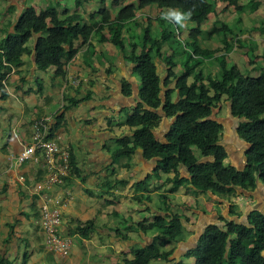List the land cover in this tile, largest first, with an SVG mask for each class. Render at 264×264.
Instances as JSON below:
<instances>
[{
	"label": "trees",
	"instance_id": "trees-1",
	"mask_svg": "<svg viewBox=\"0 0 264 264\" xmlns=\"http://www.w3.org/2000/svg\"><path fill=\"white\" fill-rule=\"evenodd\" d=\"M106 1L98 0V9L87 14V19L77 13L70 14L66 8L61 10L53 6L37 12L25 3L17 15L16 8L8 9V16H13V19L8 21L11 31L0 38V92L4 91L6 81L3 83V80H7V74L19 73L26 55L32 56L36 70L49 74L52 79H64L66 64L82 48L87 49L82 55L85 67L91 73L97 72L94 61L102 65L103 53L98 52L96 44L106 43L111 51L121 54L123 60L130 63L131 75L138 79L135 86L138 102L123 120V125L132 129L131 135L115 138V147L110 152L114 162L140 150L145 160L157 159L153 176L170 174L176 189L185 185L225 200H230L236 189L254 191L258 182L264 190V67L259 68L256 64L259 57L253 56V35H257L262 38L259 43L264 57V23L255 15L261 0H253L250 6L251 15L256 16L250 20L253 30L241 28L245 0H223L237 15L230 28L216 13L220 0H137L126 5L122 4L125 0H109L108 5ZM74 3L80 6L83 0H74ZM56 4L58 6L59 3ZM150 8L177 9L185 13L191 10L192 15L186 22L194 26L183 44L178 40L179 27L167 20L158 21L160 29L154 33L149 23L143 30L144 34L139 36L135 28L138 26L135 13ZM212 13L217 19L209 31L202 32L201 25ZM245 33L250 35L249 46L241 44L239 39ZM138 36L142 46L139 51L133 42ZM212 40L218 42L214 48L209 46ZM32 41V50L28 51L26 46ZM126 42H129L128 50ZM175 43L188 56L185 62H180L182 69L179 72L175 70L177 65L174 61L178 49H172ZM163 46L170 50V55L162 51ZM235 47L247 49L245 55L249 59L246 67L243 66L244 72L235 65L228 66L227 55ZM212 60L217 63L218 77L204 73L200 68L204 62ZM113 69L109 67L107 73L112 74ZM119 83L122 95L130 96L132 84L125 79ZM90 94L67 99L68 105L64 110H71L90 99ZM223 105L227 107L230 118L237 121L235 133L238 139L247 146L245 165L241 170L226 163L227 153L219 144L223 125L217 121L214 111L220 113ZM164 119L169 120L170 125L164 141H159L155 131ZM55 129L50 128L49 138L53 137ZM180 166L186 168L187 177L179 176ZM135 188L142 194L134 196L133 200L149 202L152 191L144 183ZM160 198L166 208L160 207L163 215L135 223L125 219V229L115 230L122 243L131 241V232L153 233L151 243L143 246L135 243L128 248L131 256L123 255L120 264L169 262L174 248L165 250V247L185 242L182 235L188 218L172 210V206H166L168 200L165 195H160ZM228 203L230 215L240 216L236 204ZM186 205L184 208H189ZM220 220L224 223L222 226L215 223L204 226L196 243L173 259L171 264H264V212L248 213L246 224L237 220ZM92 226L81 225L79 234L88 238ZM0 264L10 263L0 260Z\"/></svg>",
	"mask_w": 264,
	"mask_h": 264
},
{
	"label": "crops",
	"instance_id": "crops-1",
	"mask_svg": "<svg viewBox=\"0 0 264 264\" xmlns=\"http://www.w3.org/2000/svg\"><path fill=\"white\" fill-rule=\"evenodd\" d=\"M27 1L31 0H0V38L11 31L8 21L12 20L13 16H8V9L16 8L17 15ZM35 1L41 4L40 9L44 8L46 0H32L36 10ZM66 1L69 2V0ZM136 1L132 0V2ZM90 2V0H83L80 6H75L74 3V10L69 9V4L64 8L70 14L77 13L83 17V11L86 12L85 6ZM252 2L253 0H245V9L241 15L242 30H253L250 20L255 19L256 16L264 23V0L259 1L256 16L250 13ZM88 9L94 12L97 8ZM139 11L149 14L141 15L145 17L147 25L151 23L152 18L157 22L163 20L161 17L165 12V10H152V8ZM211 15L214 17L210 28L217 19L214 13L209 16ZM84 18L87 19V14ZM227 25L231 27V24ZM188 26L189 29L193 27L189 23ZM209 29L201 27L202 32H207ZM187 34L188 32L184 33L185 36ZM253 36V40H257L258 43L262 39L257 35ZM239 39L244 46L250 45L248 33L243 34ZM96 47L98 52L103 53L102 65H97L94 59L97 72L91 73L85 67L82 56L87 52L85 48H82L66 64L64 79H52L49 74L36 70L32 56H28V59L24 57L19 73L13 71L8 76L4 91L0 92V260L10 264H120L123 255L130 257L128 255L130 245L136 243L143 246L151 243L153 235L131 232L129 243L120 242L115 234L117 228L121 229L120 217L135 223L139 221L137 212L142 216L140 219H147V216L152 219L163 215L160 207L166 208L162 205L160 189L164 188L165 194H168L169 189L170 194L173 195L182 193V187L176 189L173 186L172 175L160 173L159 176H153L157 159L145 160L140 150L117 162L112 160L110 152L115 147V144L112 146V141L118 137L131 135L132 129L124 125L117 126L120 123L117 115L121 114L123 107L133 109L138 102L135 89L138 83H136L137 79L131 75L130 63L124 61L121 54L111 51V47H107L106 43L99 46L96 44ZM260 47L263 50L262 45ZM107 50H110L109 53ZM232 51V54L230 52L227 55V63L233 55L241 59L247 49L235 47ZM106 54L111 58H106ZM261 55V53L258 54V56ZM262 65L264 66V63ZM109 67L114 68L112 74L107 73ZM126 71L129 77L125 75ZM80 72L84 77L79 76ZM68 76L79 78L81 81L79 87L69 86ZM121 79L132 84V93L128 97L122 95L119 83ZM109 83L115 84L114 91L110 89ZM88 93H91L90 99L71 110H64L68 105L67 99L82 98ZM59 117L61 119L58 120ZM42 118L51 119V127H56L53 138L58 144L68 148L71 160L70 176L65 179L62 186H55L47 192L36 189L44 177L42 168L30 162L17 165L10 160L11 155L16 156L25 145L30 143L31 124ZM109 119L110 123H108ZM169 125L170 121L164 119L155 131L159 141H164ZM236 127L237 123L228 131L223 126V136L219 144L227 153L226 163L241 170L245 165L244 153L247 146L238 139L235 133ZM76 137L79 139L75 140ZM128 164L130 168L127 167ZM178 174L181 178L187 177L186 168L180 166ZM148 176H150L149 179ZM142 183L152 191L149 202L144 199L133 200L134 196L142 194L141 191L135 190V187ZM260 185L261 183H256V188L252 192L237 190L239 193L249 194L254 201H258V196L264 201V190ZM154 188L155 192H153ZM65 191L71 192L72 200L62 209L60 232L62 236L71 239L72 245L67 257L58 258L48 252L43 244V236L38 225V210L44 194L61 197ZM165 196L169 205L175 203L174 197ZM216 199L218 204L222 201L223 204L230 206L227 200L218 197ZM251 208L253 209L249 210L250 212L257 210L256 206L254 209V204ZM198 215L201 216V214ZM89 224H93L90 236L84 238L79 234L78 228ZM197 238L193 239V244L196 243Z\"/></svg>",
	"mask_w": 264,
	"mask_h": 264
},
{
	"label": "rangeland",
	"instance_id": "rangeland-1",
	"mask_svg": "<svg viewBox=\"0 0 264 264\" xmlns=\"http://www.w3.org/2000/svg\"><path fill=\"white\" fill-rule=\"evenodd\" d=\"M5 1H8V0H5ZM31 1H27V6L34 7V5L32 4ZM72 1L73 0H71V1L69 0V2L66 0H60V1H55V0H49L48 1V0H46L44 8L46 6H53V7H57V9L62 10V9H64L65 5L69 4V7H70L69 9L74 10V8H75L74 2H72ZM90 1L91 2L85 6L86 12L83 11L84 16H86V14H89L91 12V11H89L88 8H92V7L95 9L97 8L98 0H95V1L90 0ZM221 1L222 0H220L218 3L219 4L218 8L216 7V9H217L216 12H219V14L222 16V18L224 19L226 24H231V26H232V25H234V21H235L237 15L235 14L233 8L227 7L226 3H223V1L222 2ZM54 2H56V3L58 2L59 3L58 6ZM130 2H132V0H125L122 2V4L124 5V3H125V5H126ZM108 3H109V0L106 1V4H108ZM34 4L36 6V10L39 11V9L41 8V4L37 1H35ZM152 10H156V9L152 8ZM165 12H166V10H165ZM143 14H145L146 16L149 15L146 12L144 13V11H138L135 13V21L138 23V26L135 28H136V31L139 32V36L144 34L143 30L147 25V22L145 21V17L141 16ZM213 17H214L213 15L209 16L207 19V22L203 23L201 25V27L209 29L211 26ZM186 23L188 24V21L184 22V26H180L177 24V26L180 29V37H179L180 39H178V40L182 44L186 38L184 33L188 32L191 28H193V27H191L189 29V26L187 27ZM191 24L192 23H189V25H191ZM151 26H152V29H151L152 33H154L153 31L158 32L160 29L158 22L156 21V19H153V18L151 21ZM192 26H194V25L192 24ZM187 29H188V31H187ZM139 36H138V38L134 37V41H133L134 44L137 45L138 51L142 47L141 43H140L141 39ZM217 43H218L217 40H212L211 42H209V46L211 48H214L217 45ZM32 44H33V41L27 44L26 47H27L28 51L32 50ZM76 44H78V43H76ZM128 44H129V42L125 43L126 50L129 49ZM254 44H255V49L253 50V56L259 57V59L258 58L256 59V61H257L256 64L258 65L259 68L264 67L262 65L264 63L263 50H261L260 43H258L257 40L256 41L254 40ZM172 49H173V51H177L176 49H178V53L176 52V55H174V61L177 65L175 70L179 72L182 69L180 66V62L181 61L185 62V60L188 56H187L186 52L181 47H179L176 43L172 45ZM162 51L165 53L168 52V54L170 55V50H168L166 46L162 47ZM232 52L233 51H231L230 54H232ZM260 53L262 55L258 56V54H260ZM25 58L28 59L29 57L26 55ZM106 58L110 59L111 57H110V55L106 54ZM247 59H249V58L245 54L243 55V57L241 59H239L238 56L233 55L231 58L228 59V66H233L236 64L237 67L240 68L242 72H244L243 66L246 67ZM119 60L121 61V59H119ZM115 64H116V60H115ZM200 68L202 69V71H204V73H209V74H212L213 76L217 75L216 77H218V66H217L216 61L212 60L211 62H208L206 64L204 62L200 66ZM125 73H126L125 75H127V77H129V75L127 74L128 72L126 71ZM79 76L84 77L83 73H81ZM136 83H138V79H137ZM109 84H110L109 85L110 89L112 91H114L115 90V86H114L115 84H112V83H109ZM131 111H132V107H130V108L123 107L121 114L117 115V119H119V121H120V123H118L117 126L122 127V125L124 123L123 120L125 119L126 115L131 113ZM214 114L217 115V121L219 123H221L224 126V129H227L228 131L230 130L231 126H234L235 123H237L236 121H234V119L230 118V116L227 114V107L226 106H224L223 110L220 113H218V111L215 110ZM77 125H79V124H77ZM77 139H79V138L76 137L75 140H77ZM114 142H115V140L112 141V146H114ZM109 146H111V145H109ZM112 149H114V148H112ZM182 188H183V189H181L182 193H179V194L176 193L175 195L170 194L171 193L170 189L168 190L169 191L168 194L167 193L165 194L164 188H161L159 193L161 195H167L171 198L174 197L173 201L175 203L171 204L172 207L174 206V209H172V208L171 209L175 210L177 213L185 214L186 217L188 218V221L186 223H184L185 231H184V235H182V237L184 236L186 242H180L179 244L174 243V245H170V246L165 247V250H171L172 248H174V252L170 256L169 262L153 261V262H151V264H171L173 259L178 258L186 249L193 246V241H194L193 239H195L196 237H199L203 227L206 224H209V223L214 224L215 223V224H218L219 226H222L224 223L220 220V218H223L226 221L237 220V222H239V223H245L246 224V215L251 211V209H253V208H251L252 204H254V209H255L256 203L254 202V199L252 197L250 198L249 194L239 193L237 189H236L235 193H233L234 195H231L230 200H227V199L226 200L230 203L233 202L236 204L237 212L240 216H231L229 211H228L230 206L223 204L222 201L219 202V204H218L215 201V199H216L215 196H210L209 194L197 192L195 190H192L189 186H185V185H183ZM188 191H191V192H188ZM257 198H258L259 202H258V204H256V206H257L256 208H257V210L264 212V204H263L264 201H263L262 197L258 196ZM159 202H161V200ZM167 203H168V206L171 207V205H169L170 203L169 202H167ZM184 204H187L185 207H189L190 209L184 208ZM226 206H228V207H226ZM212 213H215V214L211 215ZM137 214H138L139 221H142L143 218L140 219V217H142L141 214L139 212H137ZM198 214H201V216H199ZM146 218L149 219L150 217L147 216ZM126 220H130V219H126ZM120 221L122 223L120 230H124L125 227L127 226V224H126L125 220L122 219V217H120ZM139 221H137V222H139ZM147 234H153V233L149 232ZM189 237H190V239H189ZM188 239L191 241L188 242L189 241ZM130 248H132V245H130ZM124 249H126V248H124ZM128 255L131 256L130 253Z\"/></svg>",
	"mask_w": 264,
	"mask_h": 264
},
{
	"label": "built area",
	"instance_id": "built-area-1",
	"mask_svg": "<svg viewBox=\"0 0 264 264\" xmlns=\"http://www.w3.org/2000/svg\"><path fill=\"white\" fill-rule=\"evenodd\" d=\"M12 72L7 74L6 79ZM6 80H3V83ZM80 79L68 76L67 84L73 88L80 85ZM52 121L42 118L32 122L30 143L10 160L17 165L30 162L44 171L43 180L36 187L37 191L47 192L55 186H62L70 176V154L65 146L48 137ZM39 207L38 225L43 236V244L48 252L58 258H65L71 250V239L61 235L62 209L72 200V194L65 191L61 197L44 194Z\"/></svg>",
	"mask_w": 264,
	"mask_h": 264
},
{
	"label": "clouds",
	"instance_id": "clouds-1",
	"mask_svg": "<svg viewBox=\"0 0 264 264\" xmlns=\"http://www.w3.org/2000/svg\"><path fill=\"white\" fill-rule=\"evenodd\" d=\"M191 15H192L191 10L185 13L177 9H170L165 13H163L161 18L169 22H175L180 26H184V22L188 20L191 17Z\"/></svg>",
	"mask_w": 264,
	"mask_h": 264
},
{
	"label": "flooded vegetation",
	"instance_id": "flooded-vegetation-1",
	"mask_svg": "<svg viewBox=\"0 0 264 264\" xmlns=\"http://www.w3.org/2000/svg\"><path fill=\"white\" fill-rule=\"evenodd\" d=\"M254 202H255L256 204H258V201L255 200ZM256 204H255V206H256ZM256 207H257V206H256ZM257 211H260V210H257Z\"/></svg>",
	"mask_w": 264,
	"mask_h": 264
},
{
	"label": "water",
	"instance_id": "water-1",
	"mask_svg": "<svg viewBox=\"0 0 264 264\" xmlns=\"http://www.w3.org/2000/svg\"><path fill=\"white\" fill-rule=\"evenodd\" d=\"M262 187V185H260ZM202 233V232H201Z\"/></svg>",
	"mask_w": 264,
	"mask_h": 264
}]
</instances>
